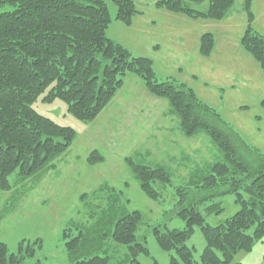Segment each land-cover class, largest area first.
<instances>
[{
	"label": "trees",
	"instance_id": "16d2710c",
	"mask_svg": "<svg viewBox=\"0 0 264 264\" xmlns=\"http://www.w3.org/2000/svg\"><path fill=\"white\" fill-rule=\"evenodd\" d=\"M204 1L156 0L154 7L189 20L215 22L223 20L234 4V0H207L201 10ZM112 2L114 20L121 25L132 26L134 18L142 14L132 0ZM253 2H242L246 26L239 43L264 75V36L252 26ZM6 4L13 10L0 12V192L11 189L8 177L16 171L18 179L25 181L52 168V162L69 150L76 137L71 127L33 110V103L39 98L43 104L60 100L75 120L92 123L131 75L152 97L166 101L184 138L202 134L219 154L205 174L192 176L190 185L174 190L173 213L184 222V228L156 226L152 230L158 248L168 253L169 264H236L233 260L238 252L248 253L255 243L264 241V153L186 83L174 78L159 82L151 59L134 57L110 39L111 16L104 0H0V7ZM214 43V35L204 33L198 43L199 56L209 57ZM259 107L264 111V98ZM103 161L96 149L86 158L89 166ZM123 163L151 201L160 198L154 184L164 187L171 183L165 167H151L130 156ZM226 195L234 197L238 210L223 222L209 225L198 206ZM218 205L211 203L208 212H221ZM89 216L91 224L78 226L76 235L72 236L71 229L62 231L69 264H109L108 257L90 256L92 245H104L107 239L125 249L129 264H141L138 257L149 256L145 242L136 235L140 212L118 215L109 209ZM195 227L205 241L199 261L187 246ZM41 247V239L21 240L16 252L10 253L6 243L0 242V264H23Z\"/></svg>",
	"mask_w": 264,
	"mask_h": 264
},
{
	"label": "rangeland",
	"instance_id": "374dc122",
	"mask_svg": "<svg viewBox=\"0 0 264 264\" xmlns=\"http://www.w3.org/2000/svg\"><path fill=\"white\" fill-rule=\"evenodd\" d=\"M104 1L111 16L107 31L110 39L134 57L151 59L159 82L174 78L186 83L204 103L222 113L251 146L264 153V111L259 107L264 98V75L239 43L246 26L243 0H234L226 17L215 22L189 20L172 11L156 9V0H132L142 14L134 18L130 27L114 20L113 0ZM206 3L207 0L199 9L203 10ZM11 10L8 4L0 7V12ZM252 10V26L264 36V0H254ZM204 33L215 38V47L207 58L198 54ZM123 83L107 108L88 124L75 120L60 100L43 104L39 98L33 103V110L56 124L71 127L76 137L69 150L52 162V168L38 171L25 181L18 179L16 171L8 177L11 189L0 192V242L15 253L21 240L42 241L40 251L23 264H69L62 231L71 229L74 236L78 226L91 224V212L96 216L109 209L118 215L141 213L136 235L149 252V256L138 257L141 264H169V255L158 248L152 230L156 226L184 228V222L173 213L174 190L190 185L192 176L205 174L219 154L202 134L184 138L166 101L148 94L137 77L128 75ZM94 149L102 153L104 161L89 166L86 158ZM128 156L151 167H165L171 174L169 185H153L159 200L151 201L141 193L123 163ZM211 203H218L222 211L209 213ZM198 207L211 226L239 208L234 197L227 195ZM193 230L187 246L199 261L205 241L197 227ZM89 248H93L90 256L108 257L109 264H129L125 249L108 239L104 245ZM263 254L264 241H259L250 252H238L233 263L264 264Z\"/></svg>",
	"mask_w": 264,
	"mask_h": 264
}]
</instances>
